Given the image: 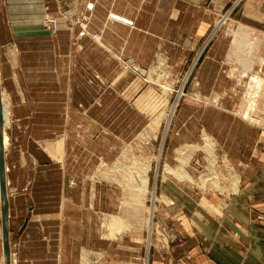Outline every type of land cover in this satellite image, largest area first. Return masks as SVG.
<instances>
[{
    "label": "crops",
    "instance_id": "1",
    "mask_svg": "<svg viewBox=\"0 0 264 264\" xmlns=\"http://www.w3.org/2000/svg\"><path fill=\"white\" fill-rule=\"evenodd\" d=\"M180 3V0H0V86L9 115L5 129L11 146L18 144L24 150L20 165L15 162L6 169V190L9 183L16 187L24 176L25 172L21 174L18 169L25 166L24 156H37V150L28 141L36 139L45 149L38 152L43 168L36 170L38 176L30 182L31 217L23 221L16 235L18 247L25 250L36 244L37 251L44 255L49 252V240L56 236L61 258L63 244L68 239L75 242L73 227L88 226L80 215L94 209V186L89 189L92 203L87 198L79 204L68 196L76 193L78 179L88 180L99 164L111 161L91 149L104 140L98 137L96 141V131L116 130L117 125L129 129L128 120L132 116L135 126H130L131 129H144V111L138 105L141 82L132 73L123 71L121 60L131 58L148 69L164 51L170 65L175 66L176 51L182 48L181 38L176 39L177 26L180 23L185 29V20L193 19L186 0L182 9ZM43 18H55L58 29L47 32L41 25ZM239 20L242 34L258 36L255 38L258 45L264 44V0H244ZM196 25V31L191 33L198 41L205 23L197 28ZM261 47L264 50V46L255 45L247 49L248 54L251 51L255 54L249 58L247 54L252 64L246 69L239 60L240 46H231L227 58L231 68L222 71V77L227 73L237 85L231 95L240 100L233 109L232 123L223 121L220 128V145L227 162L236 169V184L232 191H223L226 196L222 198L221 214L212 217L206 213L207 220L196 228L190 218L191 210L183 208L186 238L177 252L176 248L171 250L169 255L174 262L169 258L168 264H264V102L258 105L252 101L264 100V75L254 69L257 59L258 65L264 66ZM254 78L263 84H251ZM241 83H247V87ZM226 96L224 92L221 94L222 98ZM201 128V136L208 141L207 127L203 124ZM173 193L169 192V200L176 201V192ZM58 200L62 203L61 219L51 217L54 213L48 212V206L54 208ZM11 202L8 195L9 218L15 205ZM44 223L56 232L54 236L47 234V237L44 229L37 228ZM67 228L69 233L65 235ZM74 251L68 264H81L88 254L82 251L78 257ZM33 253L29 252L31 260ZM153 264H161L160 259L155 257Z\"/></svg>",
    "mask_w": 264,
    "mask_h": 264
},
{
    "label": "rangeland",
    "instance_id": "2",
    "mask_svg": "<svg viewBox=\"0 0 264 264\" xmlns=\"http://www.w3.org/2000/svg\"><path fill=\"white\" fill-rule=\"evenodd\" d=\"M180 1L182 9L185 0ZM243 5L244 0H186V6L191 7L189 12H192L193 19L185 20V29L181 27L180 23V27L177 26L176 39L181 38L179 46L182 48L176 51L175 66L170 65L164 51H161L157 56L153 67L148 69L140 67L134 59L121 60L124 64L126 62L131 64L127 65L128 68L123 64V71L132 73L141 82L139 84H141L140 94L142 96L138 105L140 104L139 107L144 111V129L143 132L140 129H131L130 126H135V116H132L128 120L129 129L125 130L117 125L116 130L96 131V141H98V137L104 138V140H101V143L96 142L91 149L95 151V154L105 159L109 158L111 161L96 164V166L98 165L97 169L92 170L96 175L94 174L88 180L78 179L75 184L76 193L68 196L79 204L89 198L90 203L94 202L92 204L94 209L81 212L82 216L80 215V217L87 220L84 222L88 226L73 227L75 242L68 239L63 244L61 258H59L60 243L54 236L56 232L51 231V227L46 223L43 224V227L38 224L37 228L44 229L43 232L46 236L47 234L54 236L53 241L49 240L48 253L40 255L41 250L37 251L39 247L35 246L36 244L24 250L23 247H18L19 244L16 242V235L20 232L23 221L31 217L33 204L30 200V182L38 176L36 170L43 168L40 164L43 161L39 160L41 155L39 156L38 152L39 150L42 153L43 150L45 151L38 145L36 139L28 141L30 138H26L29 145L37 150V156L33 154L24 156V159L27 160L25 166L18 168L21 174L25 172L24 176L17 182L16 187L9 183L6 190L7 201L9 195L10 200L15 202V205L12 206L11 217H8L9 264H31L33 261L35 264H68L74 250V256L76 254L81 257L82 251L88 254L82 258L83 263L81 264H153L155 257L160 259L161 264H168L169 258L174 260L169 255L171 250L176 248L177 252L178 246L186 238L183 223L184 214L182 213L186 212V210L183 211L184 207L191 210L190 218L195 224L193 228L207 220L206 213L212 217L221 214V209L224 207L222 198L226 196L223 191L231 190L234 187L236 169L224 157L220 145L222 139L220 128L223 121L232 123L233 109L240 101L238 98L232 97V92L237 85L227 77V73L222 77V71L227 72L228 68H231L229 66L232 63L227 61L228 54H231V46L239 44L241 36L239 34H242V28L238 24L241 22L239 16ZM204 15L207 18H203ZM46 19L49 18H43L41 21L42 27L47 32H55L58 29L57 20H54L57 28L52 30L48 29ZM201 23H205L201 30L203 34L200 40L196 41L193 39L191 31L195 32V25L197 28ZM197 32L199 33L198 30ZM257 37L247 35L248 45L264 46L262 43L258 45L259 41L255 40ZM193 46L196 49L190 50V47ZM206 46V51L201 50ZM183 48L186 50L182 51ZM261 49L260 55L263 57V47ZM252 53L255 54L253 51L250 54L245 51L243 54L246 57L248 54L249 58ZM259 63L257 59L254 69L257 73L260 72L261 75H264V66L261 64V67L258 65ZM246 81H248L247 77ZM246 84L241 83L242 86L247 87ZM251 84H254L253 81ZM223 92L228 95L226 98L221 97ZM252 101L258 102V105H263L264 102L259 98ZM2 103L1 95V105H3ZM203 124L210 134V136L208 134V139L211 138L209 141L212 143L210 148L204 147L206 140L201 136ZM4 125L3 122V134H8ZM105 126L109 125L105 124ZM13 140L15 139L13 138ZM91 142L93 139H90ZM4 151L5 174L7 167L9 169V166L15 162L20 165L24 150L19 148L18 144L13 146L12 143L11 146V142L8 140ZM143 165H149V168L145 173L148 183L147 192L142 194L141 205L137 202V204L123 208L126 209L127 214H134L130 215L133 222L128 219L126 222L127 225H130L127 227L130 230L126 228L121 232L114 230L110 238H106L105 235L108 232L103 225L105 217L108 215L117 216L122 212L121 205L126 190L124 182L134 181L137 172L142 171ZM57 166L60 167V164L58 163ZM167 166L180 173L184 172L189 176L188 179H180L168 173ZM97 176H101V178ZM93 186L96 194L91 201L89 189H92ZM123 187L124 189H122ZM169 192H176L174 197L177 199L176 201L169 200ZM13 198H19L20 202ZM61 206V200L54 204V208L48 206L50 208L48 212L54 213L53 216L51 214V217L63 218L59 210ZM72 212L69 211L70 214ZM90 221L93 223L90 224ZM69 229L67 228L65 235H68ZM57 233L59 234V229ZM29 252H34L36 257L31 256L33 257L31 260ZM181 252L182 250L177 254L180 255ZM0 264H4L1 219Z\"/></svg>",
    "mask_w": 264,
    "mask_h": 264
},
{
    "label": "bare ground",
    "instance_id": "3",
    "mask_svg": "<svg viewBox=\"0 0 264 264\" xmlns=\"http://www.w3.org/2000/svg\"><path fill=\"white\" fill-rule=\"evenodd\" d=\"M98 37V36H97ZM96 37V38H97ZM95 38V39H96ZM238 46H240L241 50L238 51V55H241V60L243 62V65L248 69L251 67V64H252V61L249 60L247 57H245L243 55V53L245 51H247V49H250V46L248 45L247 43V35H241L239 37V44ZM247 47V48H246ZM246 48V49H245ZM235 50V49H234ZM231 57V56H230ZM240 57V56H239ZM231 59V58H230ZM256 76V75H255ZM262 81L259 82V79L258 78H254L253 79V83H255L256 85H259V84H263L261 83ZM264 82V81H263ZM2 116H3V122H4V126L6 127L7 126V121L8 120V109L6 107V103H5V98L2 96ZM9 107V106H8ZM10 110V109H9ZM13 112V111H12ZM10 113V112H9ZM172 117V116H171ZM169 125V124H168ZM211 139V138H210ZM209 139V140H210ZM2 140H3V146L4 148H6L7 144H8V137L7 135L4 133L3 134V137H2ZM207 141L205 142V148H210L212 147V143H210V141ZM161 151V150H160ZM182 155V154H181ZM181 164V163H180ZM148 168H149V165H143V168H142V171H139L140 168L138 169L139 173L137 172V176L135 177V180L134 181H131V182H124L125 186H126V190L124 192V199H123V203L121 205L122 209H121V213L117 216H109L108 217H105L104 219V222H103V225H104V229H106V231L108 232L105 237L106 238H110V235L113 234L112 231L114 230H117L118 232H121L123 230H125V228L127 229V227H129L130 225H127L126 222L128 221H131L133 222V220L130 219V214H127V211L126 209L124 210L123 208H127L126 206L128 205H133V204H137V202L140 204L141 201L143 200V195L142 194H145L147 192V177H146V172L148 171ZM167 170H168V173L174 175V176H177L178 178H187L189 176H187L184 172L180 173L179 171H175V170H172L171 168H169L168 166L166 167ZM165 168V169H166ZM229 169H231V167H229ZM176 177V178H177ZM207 177V176H206ZM137 178V180H136ZM190 179V178H189ZM235 184H236V181H235ZM235 186V185H234ZM124 189V187L122 188ZM153 198V197H152ZM141 205V204H140ZM134 215V214H132ZM151 215V214H150ZM128 219V221H127ZM137 220V219H136ZM130 224V223H128ZM129 229V228H128ZM127 229V230H128ZM130 230V229H129ZM85 258V257H84ZM86 261V260H85ZM83 263V262H82Z\"/></svg>",
    "mask_w": 264,
    "mask_h": 264
},
{
    "label": "water",
    "instance_id": "4",
    "mask_svg": "<svg viewBox=\"0 0 264 264\" xmlns=\"http://www.w3.org/2000/svg\"><path fill=\"white\" fill-rule=\"evenodd\" d=\"M3 116L0 92V219L2 232V250L4 264H9V237H8V201L5 186L4 162H3Z\"/></svg>",
    "mask_w": 264,
    "mask_h": 264
},
{
    "label": "built area",
    "instance_id": "5",
    "mask_svg": "<svg viewBox=\"0 0 264 264\" xmlns=\"http://www.w3.org/2000/svg\"><path fill=\"white\" fill-rule=\"evenodd\" d=\"M55 20V18H49V19H46V22H47V24H48V29H52V30H56V28H57V24H56V22L54 21ZM44 26V25H43ZM45 27V26H44ZM97 36L95 35L94 36V38H96ZM123 64H124V62H123ZM127 65H131V64H129L128 62H126V64H124V66L126 67V68H128V66ZM132 71V70H131Z\"/></svg>",
    "mask_w": 264,
    "mask_h": 264
}]
</instances>
